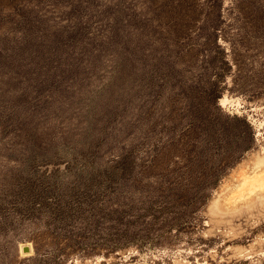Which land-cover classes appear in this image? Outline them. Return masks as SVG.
Instances as JSON below:
<instances>
[{
    "label": "rangeland",
    "instance_id": "1",
    "mask_svg": "<svg viewBox=\"0 0 264 264\" xmlns=\"http://www.w3.org/2000/svg\"><path fill=\"white\" fill-rule=\"evenodd\" d=\"M0 264H264V0H0Z\"/></svg>",
    "mask_w": 264,
    "mask_h": 264
}]
</instances>
